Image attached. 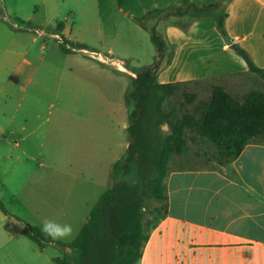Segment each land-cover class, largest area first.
I'll return each mask as SVG.
<instances>
[{
	"label": "rangeland",
	"instance_id": "1",
	"mask_svg": "<svg viewBox=\"0 0 264 264\" xmlns=\"http://www.w3.org/2000/svg\"><path fill=\"white\" fill-rule=\"evenodd\" d=\"M101 1L0 0V44L7 51L15 47L19 52L3 55L0 79L21 65L19 73L24 81L22 108L15 112L14 101H7L10 106L5 116L0 114V122L12 133L7 140L0 135V201L9 213L7 216L0 209V264H56L55 257L71 255L53 245L41 253L25 237L27 226L41 229L46 219L68 223L63 221L73 215L68 211L75 210L83 198H87L85 206L91 208L106 191L104 173L97 175L98 187L88 195L78 187L97 170L93 158L96 137L120 142L127 136L131 141L127 130H122L126 123L123 112L129 108L124 95L126 88L128 92L135 89L129 75L120 74L119 65L136 73L168 66L151 42L154 25L147 29L133 25L127 30L119 28L121 24L111 27L106 18L94 16L101 9ZM63 42L68 49L80 44L88 50L67 54L60 46ZM25 59L31 65L24 63ZM32 68L37 72L33 88L27 81ZM260 82L246 80L241 87L225 88L242 99L252 90L264 91V82ZM204 87H183L172 100L186 103V96L195 92V103L185 106L186 112H191L208 96ZM154 133L165 136L169 131L160 128ZM207 148L213 151L210 143ZM109 163L103 162V170ZM212 166L202 155V159L188 158L170 168ZM134 180L132 167L128 175L121 172L117 182Z\"/></svg>",
	"mask_w": 264,
	"mask_h": 264
},
{
	"label": "crops",
	"instance_id": "2",
	"mask_svg": "<svg viewBox=\"0 0 264 264\" xmlns=\"http://www.w3.org/2000/svg\"><path fill=\"white\" fill-rule=\"evenodd\" d=\"M218 2L127 0L120 7L117 0H103L101 9L94 16L106 18L111 27L121 24L119 28L125 27L123 30L133 28V25L134 28L145 29L150 24L154 25L158 37L166 44L161 56L163 64L172 54L169 65L160 67L155 74L157 85L178 84L181 89L200 88L211 82L226 88L241 87L246 80L259 79L263 83V79L250 73L246 60L236 52V48L245 51L252 63L264 70V0H226L222 6L226 15V37L220 33L209 13L193 21H190L189 16L170 15L172 13L144 20L151 11H186L190 5L202 9ZM113 39L120 41L119 38ZM8 52L13 56L19 55L15 47L7 51L0 44L1 64L4 62L3 55ZM12 61H15L14 57ZM24 63L31 65L26 59ZM12 65L15 63L12 62ZM15 69L6 78L0 79L2 116H5L6 108L10 106L7 101H14L12 106L15 112L22 108L20 92L24 81L19 73L21 65H16ZM119 69L120 74L129 75L134 86L136 75L121 65ZM36 75V69L32 68L27 79L32 88L36 85ZM132 90H125L124 98L129 108L123 112L126 122L123 131L129 128L128 116L135 108L133 100H128ZM191 96L197 97L195 92ZM160 128L169 131L167 124ZM21 129L25 130V127ZM1 134H4V140L12 136L0 122ZM14 142L15 147H18V142ZM130 144L127 136H122L120 142L96 137L93 158L97 162V170L91 179L83 180L78 188L89 194L98 187L97 175L104 173V183L108 189L112 167L127 157ZM188 158L197 161L201 157L190 152L189 157L175 158L173 164L179 165ZM104 161L111 162L105 166V170ZM165 185L167 215L149 233L138 264H264V144L246 146L240 157L224 168L214 165L210 168L172 167ZM85 201L86 197L75 210L68 211L69 215L73 214L71 218L63 220L74 227L79 221L76 227L79 232L94 206L87 208ZM45 249H40L41 253Z\"/></svg>",
	"mask_w": 264,
	"mask_h": 264
},
{
	"label": "trees",
	"instance_id": "3",
	"mask_svg": "<svg viewBox=\"0 0 264 264\" xmlns=\"http://www.w3.org/2000/svg\"><path fill=\"white\" fill-rule=\"evenodd\" d=\"M126 1L117 0V3L121 7ZM225 1L202 9L190 5L186 11H151L144 20L172 13L170 15L189 16L193 21L209 13L226 37V15L222 8ZM151 42L162 56L166 44L155 28L151 31ZM60 46L67 54L88 50L80 44H72L71 49L66 42ZM236 52L246 60L250 73L264 80V70L258 69L245 51L237 47ZM171 56L166 62L168 65ZM157 70L158 66L138 73L130 71L136 78L135 90L128 94V100H133L135 108L127 129L131 140L127 157L112 167L113 185L93 206L77 237L69 243L52 241L39 227L27 226L25 236L41 250L53 245L71 253L63 258L56 257V264H138L149 233L167 215L165 179L175 158L189 157L190 152H195L215 167L224 168L237 160L246 146L264 144L263 90H252L240 99L223 85L205 83L203 90L208 96L191 112H186L185 106L195 103V96H186V103L173 102L181 85H157ZM163 124L168 125L169 133L165 136L155 134ZM208 143L213 151L207 148ZM132 167L135 180L118 183L121 172L128 175ZM0 209L9 215L1 201Z\"/></svg>",
	"mask_w": 264,
	"mask_h": 264
},
{
	"label": "clouds",
	"instance_id": "4",
	"mask_svg": "<svg viewBox=\"0 0 264 264\" xmlns=\"http://www.w3.org/2000/svg\"><path fill=\"white\" fill-rule=\"evenodd\" d=\"M41 232L52 241L71 242L77 237L79 229L70 223L46 219L42 222Z\"/></svg>",
	"mask_w": 264,
	"mask_h": 264
},
{
	"label": "water",
	"instance_id": "5",
	"mask_svg": "<svg viewBox=\"0 0 264 264\" xmlns=\"http://www.w3.org/2000/svg\"><path fill=\"white\" fill-rule=\"evenodd\" d=\"M219 2H220V0H219Z\"/></svg>",
	"mask_w": 264,
	"mask_h": 264
},
{
	"label": "built area",
	"instance_id": "6",
	"mask_svg": "<svg viewBox=\"0 0 264 264\" xmlns=\"http://www.w3.org/2000/svg\"><path fill=\"white\" fill-rule=\"evenodd\" d=\"M135 77V76H134Z\"/></svg>",
	"mask_w": 264,
	"mask_h": 264
}]
</instances>
